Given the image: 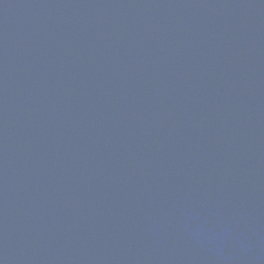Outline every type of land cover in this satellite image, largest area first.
I'll list each match as a JSON object with an SVG mask.
<instances>
[{"label":"water","instance_id":"obj_1","mask_svg":"<svg viewBox=\"0 0 264 264\" xmlns=\"http://www.w3.org/2000/svg\"><path fill=\"white\" fill-rule=\"evenodd\" d=\"M0 264H264V0H0Z\"/></svg>","mask_w":264,"mask_h":264}]
</instances>
